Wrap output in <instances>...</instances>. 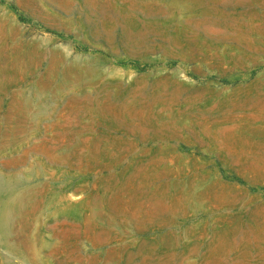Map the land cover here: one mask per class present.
I'll return each mask as SVG.
<instances>
[{
  "label": "rangeland",
  "instance_id": "374dc122",
  "mask_svg": "<svg viewBox=\"0 0 264 264\" xmlns=\"http://www.w3.org/2000/svg\"><path fill=\"white\" fill-rule=\"evenodd\" d=\"M0 178V264H264V0H0Z\"/></svg>",
  "mask_w": 264,
  "mask_h": 264
},
{
  "label": "bare ground",
  "instance_id": "6f19581e",
  "mask_svg": "<svg viewBox=\"0 0 264 264\" xmlns=\"http://www.w3.org/2000/svg\"><path fill=\"white\" fill-rule=\"evenodd\" d=\"M8 187H10V183L9 182H7V181H4V180H2L1 178H0V190H2V189H5V188H7V189H9ZM7 212H5V211H1L0 212V217H1V224H0V229L2 230V231H6L5 230V222H7V217H8V215L7 214H9V213H7Z\"/></svg>",
  "mask_w": 264,
  "mask_h": 264
}]
</instances>
